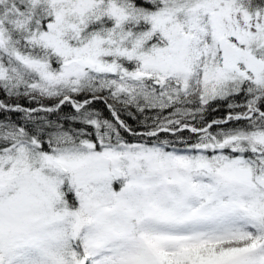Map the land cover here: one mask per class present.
Masks as SVG:
<instances>
[{
	"label": "snow or ice",
	"instance_id": "snow-or-ice-1",
	"mask_svg": "<svg viewBox=\"0 0 264 264\" xmlns=\"http://www.w3.org/2000/svg\"><path fill=\"white\" fill-rule=\"evenodd\" d=\"M0 264H264V0H0Z\"/></svg>",
	"mask_w": 264,
	"mask_h": 264
}]
</instances>
